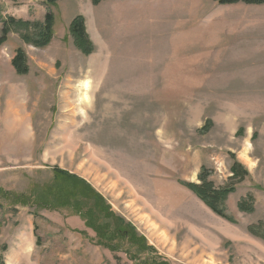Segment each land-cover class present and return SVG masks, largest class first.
<instances>
[{
  "label": "rangeland",
  "instance_id": "374dc122",
  "mask_svg": "<svg viewBox=\"0 0 264 264\" xmlns=\"http://www.w3.org/2000/svg\"><path fill=\"white\" fill-rule=\"evenodd\" d=\"M247 9L213 0H0V36L9 19H53L48 42L38 26L14 24L0 46L3 264H264V8ZM212 11L228 14L218 62L208 58L205 28L177 34L208 27ZM77 17L88 53L69 31ZM239 19L248 31L238 45L230 33ZM17 49L26 74L11 65ZM55 169L102 199L94 228L84 199L58 209L5 200L60 190ZM188 184L231 189L216 205L232 222Z\"/></svg>",
  "mask_w": 264,
  "mask_h": 264
},
{
  "label": "trees",
  "instance_id": "16d2710c",
  "mask_svg": "<svg viewBox=\"0 0 264 264\" xmlns=\"http://www.w3.org/2000/svg\"><path fill=\"white\" fill-rule=\"evenodd\" d=\"M94 5H98L100 2L104 0H91ZM218 5H232L237 3H243L246 5H264V0H213ZM5 25L7 29L5 28L0 36V46L3 45L7 39V30L12 28L14 24H20L24 26H38V28H35V31L40 33L41 39L45 40V42H48V39H44L43 35L51 37V29L53 26V19L51 13H47L44 17V21L42 25L38 24H32L29 22H23V21H15L14 19H9L5 21ZM69 31L71 35L76 39V41L79 43L78 47L80 50H84L85 53H88L89 51L86 50L88 48V39L85 33V27L82 17L75 18L69 27ZM11 65L13 69L20 75L27 73V66H26V59L23 51L21 49H17L15 52V56L11 60ZM234 172L236 170L234 169ZM53 181H62L65 184L60 190H57L55 187H52L51 185L48 187V189H42L41 191H33L29 197V195L25 196V194L19 196V199L9 200L5 199L6 201H9L11 203H16L18 200V204L21 206H27L33 203H30L32 200L35 202L37 206H45L50 209H58V208H68L71 206H75L77 208H81L80 205V199L87 200L93 207V217L88 216L89 221L95 220L96 216L99 213L104 212L103 207H99V203L102 204V199L94 192L92 189H90L86 184L82 183L79 179H77L74 176H70L67 173L63 171H59L58 169H55L53 172ZM187 187L192 190L195 195L217 216L232 222V220L227 217L222 210H220L217 205L216 201L220 198H224L223 196L229 195L232 190H225L222 193H217L216 191L212 190V193L210 191H202V189L198 187H194L190 184L187 185ZM3 204L0 203V209L3 208ZM249 207L245 206L244 203L238 204V209L243 211H250L251 209H248ZM246 211V212H247ZM87 214V213H86ZM87 218V216L83 215ZM105 216V215H104ZM106 218V217H103ZM98 220V219H97ZM88 227H93L91 221L90 223L87 222L86 224ZM94 230V229H93ZM96 231V235L101 238V235L98 233V230ZM103 237V235H102ZM38 242V241H37ZM0 264H3V262L0 260Z\"/></svg>",
  "mask_w": 264,
  "mask_h": 264
},
{
  "label": "crops",
  "instance_id": "0c3cea01",
  "mask_svg": "<svg viewBox=\"0 0 264 264\" xmlns=\"http://www.w3.org/2000/svg\"><path fill=\"white\" fill-rule=\"evenodd\" d=\"M218 7L220 8H224L227 10H230V12H234V11H241L244 13L249 14V10L247 9V7L249 8H264V6H246L245 4L242 3H237V4H232V5H226V6H220L218 5ZM220 16L221 19H223L222 21H220ZM228 16V14L226 15ZM224 14H219V13H214L213 11L209 14V22H208V27H201V28H182V31L180 29L177 30V34H181L182 36H196L199 33V30L201 29H206L207 33L204 31H201V35L204 36L206 35L208 38L207 43H208V51L210 52L208 55V58L211 60L214 56L216 57V59L214 58L212 61L218 62V58H217V53L220 52V50H225L228 41L224 38L226 36V33L224 31H220L218 30L219 26H223L225 24V17ZM244 16V15H242ZM229 17L233 18L232 16L229 15ZM245 19H249L248 15L244 16ZM219 20V21H218ZM218 22V23H217ZM247 25H248V21ZM246 24V23H245ZM242 29V30H241ZM244 29V30H243ZM248 31V28L245 26L242 28V24H241V19H239V21H237V27L230 33L231 36H234L235 38L231 40V42L234 40L238 41V45L241 44L242 39L240 38L241 34H245ZM187 42H189V40H187ZM192 44L189 46H194L199 48L198 45H196V43L198 42L197 39H192L190 41ZM188 47V46H187ZM186 47V48H187ZM216 63L212 64L215 65Z\"/></svg>",
  "mask_w": 264,
  "mask_h": 264
}]
</instances>
